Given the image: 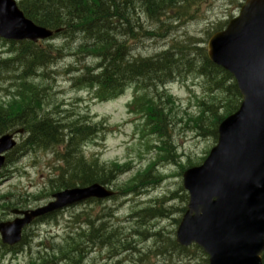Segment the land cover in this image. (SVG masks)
I'll list each match as a JSON object with an SVG mask.
<instances>
[{"label":"trees","instance_id":"16d2710c","mask_svg":"<svg viewBox=\"0 0 264 264\" xmlns=\"http://www.w3.org/2000/svg\"><path fill=\"white\" fill-rule=\"evenodd\" d=\"M200 3L201 0H20L19 6L28 18L38 25L61 29V32L40 44L11 42L7 55L0 54V85L8 84L11 88L10 99L0 101V136L24 129L21 142L8 154L7 162H14L16 157L13 156L21 151H51L56 172L50 178L51 194L78 185L111 183L128 170V164L106 163L84 153L87 142L104 129L100 126L105 120L96 123L85 114L72 116L69 110L62 109L63 103L55 102L51 83L57 72H52L51 66L67 56H74L79 63L66 70V73L73 72L74 85L95 89L94 96L100 101L116 97L128 83L135 82L138 87L135 111L145 118V128L150 134L142 136L145 146L148 150L157 149L160 160L174 163L177 153L170 137L169 108L174 104V98L161 89L177 75L192 71L203 74L213 87L225 92V110L219 114L212 103L194 122L197 121V127L204 130L199 123L209 110L212 124L206 130L216 136L219 120L234 111L240 94L231 74L210 62L206 50L195 45L201 39L188 37L192 43L173 40L167 50L157 54H128L132 51V42L157 37L165 39L177 19L196 18ZM143 16L155 23L154 29L141 23ZM192 50L197 51L195 58L191 55ZM89 60L97 63L88 65ZM155 165L156 162L150 163L143 172L125 183L126 191L134 189L131 186L134 182L148 181ZM159 209L148 211L162 213ZM90 227L94 231L90 236L95 242L108 239L95 234L98 229L105 232L106 223L97 228L91 222ZM173 244L175 250L189 252ZM79 246L82 243L76 237L71 238L63 249V257L72 256L77 261L75 252L80 251Z\"/></svg>","mask_w":264,"mask_h":264},{"label":"rangeland","instance_id":"374dc122","mask_svg":"<svg viewBox=\"0 0 264 264\" xmlns=\"http://www.w3.org/2000/svg\"><path fill=\"white\" fill-rule=\"evenodd\" d=\"M240 0H215L211 4L207 1L203 4L202 15L175 32L170 31L172 36L165 39H143L133 43L132 52L142 55H151L161 51L172 37L185 40L187 37H198L208 39L210 33L216 31L225 23L232 14L238 13ZM142 24L154 29L155 23L146 16L140 18ZM10 46L9 43L0 41V53H3ZM75 57H65L58 60L51 66L55 81L53 92L55 102L63 103L62 109H69L72 116L89 114L93 120L107 118L110 129L105 134L96 136L92 141L87 142L84 152L87 157H99L104 162L133 161V170L143 168L149 158H156L155 152H146L145 139L141 137L142 128L137 117L130 114L127 103L132 95L126 93L122 97L107 102L91 100L90 91L86 87L74 85L72 72L65 73V70L72 64L75 66ZM91 64H93L91 62ZM74 76V75H73ZM9 88L8 84L0 85V93H5ZM174 96L175 103L171 106V136L177 146L178 153L184 154V162H200L206 152L215 144V138L208 132L199 129L193 120H190L189 107L200 104L201 101L211 104L213 97L223 98L222 94L215 89H210L205 80L194 73L185 74L168 86ZM223 101L216 106H221ZM220 110V109H219ZM199 114L197 108L196 115ZM203 127L211 125V113L206 115L201 122ZM154 138H157L154 136ZM54 157L52 152H27L19 156L11 165L5 167L8 171L0 177V196L8 195L11 208L31 207L35 208L46 204L50 199L48 191L50 188V177H53ZM164 163L165 162H161ZM133 170L119 176L114 182V188L124 183L133 176ZM167 179L157 188H151L146 195L138 196L131 194L127 197L120 195L116 199L104 200L102 202H84L65 208L56 214L53 220H44L27 228L26 241L19 246L18 252L5 253L0 240V264H28L29 261H42L53 259L51 247L64 244V239L70 236L74 227V220L78 214L86 213L93 217L101 216L103 222L89 220L87 226L93 222L95 227L101 228L104 222L107 223L105 232L98 229L96 236L108 237L111 243L117 242L113 248L100 249L99 241L97 248L89 253L82 264H206L201 253L197 257H185L175 251V234L178 224L175 217L183 215L179 208H183L186 202L183 201L182 176L175 174L181 171L178 165L167 166ZM56 173V172H55ZM6 175V176H5ZM144 190V189H143ZM175 191L177 197H172ZM171 196L170 201L157 197L158 195ZM24 200V201H23ZM19 204V202H21ZM8 206V207H9ZM165 207V211L155 217H150L145 212L147 208ZM0 205V219L10 218V209ZM144 212L138 214L139 211ZM147 217H141V215ZM12 219V218H11ZM77 221V220H76ZM110 226V227H109ZM92 228V227H91ZM145 231L146 233H137ZM150 232L152 235L147 236ZM104 233V235H103ZM117 233V234H116ZM59 234V236H56ZM116 234L112 237V235ZM92 239V238H91ZM77 241L82 243L81 238ZM97 243V242H96ZM146 254V255H145ZM58 264H69L66 261Z\"/></svg>","mask_w":264,"mask_h":264},{"label":"water","instance_id":"95a60500","mask_svg":"<svg viewBox=\"0 0 264 264\" xmlns=\"http://www.w3.org/2000/svg\"><path fill=\"white\" fill-rule=\"evenodd\" d=\"M52 34L27 19L15 0H0V36L37 41ZM208 55L236 76L245 100L237 113L220 124L218 144L204 164L184 174L190 201L177 241L203 247L210 254V264H261L258 253L264 247V0H247L240 16L226 30L212 36ZM12 137L0 138V168L5 162L2 153L15 145ZM111 194L99 184L56 193V200L48 206L21 212L26 215L24 219L0 224L3 240L11 245L19 242L24 225L38 215Z\"/></svg>","mask_w":264,"mask_h":264},{"label":"bare ground","instance_id":"6f19581e","mask_svg":"<svg viewBox=\"0 0 264 264\" xmlns=\"http://www.w3.org/2000/svg\"><path fill=\"white\" fill-rule=\"evenodd\" d=\"M82 15V14H81ZM169 34V33H168ZM90 222V221H89ZM146 255V254H145Z\"/></svg>","mask_w":264,"mask_h":264}]
</instances>
